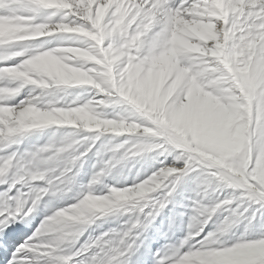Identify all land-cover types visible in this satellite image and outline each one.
I'll return each mask as SVG.
<instances>
[{
	"label": "clouds",
	"instance_id": "obj_1",
	"mask_svg": "<svg viewBox=\"0 0 264 264\" xmlns=\"http://www.w3.org/2000/svg\"><path fill=\"white\" fill-rule=\"evenodd\" d=\"M4 10L11 11V6L5 5ZM106 19L122 27L125 34L117 57L119 62L115 65L116 76L98 74L96 64H88L85 58L79 57L74 63L77 69L93 77L96 83L92 87L49 88L47 85L51 81L41 83L39 88L30 87L25 100L33 93L38 99L21 108L19 115L22 117L29 112L35 114L34 118L21 119L18 123L10 121L14 125L12 131L24 134L51 124L74 121L72 126H68L73 131L60 138H55L54 133L44 146L8 154L14 159L10 167L0 169V177H3L0 182L12 179L27 187L28 200L34 206L45 196L57 197L62 202L72 201L60 207H56L51 199L46 202L50 214L38 226L32 238L35 242L31 245L37 251L38 245H54L57 252L67 257L65 264H71V249L93 224L110 216H127L119 230L109 229L95 238L101 251L111 252L120 248L148 216L158 211L157 206L164 208L177 183L191 173L197 179L198 187L203 185V191L210 197L201 196L194 201L196 213L206 224L215 217L216 227L204 233L194 225L192 233L174 246V251L161 257L163 264H183L188 253L211 249L208 247L211 243H206L210 235L214 241H222L248 208L244 207L245 200H241L234 189L232 192L222 191L230 187L217 177L221 169L212 159L201 154L210 152L213 156L218 155L215 146L180 140L171 128V116L187 103L193 80L205 94L225 104L237 103L230 99L235 89L228 73L213 56L197 54L198 41H192L191 52L179 53L176 58L178 64L175 60L169 64L165 57L171 51L172 37L166 26L152 23L139 11H130L126 19H114V11L110 9ZM141 35L143 39H139ZM89 43L82 37L68 35L60 45H77L64 49L74 54L84 52ZM112 43L121 41L117 38ZM133 46L135 54L131 60L119 58ZM229 88L233 89L232 93L228 92ZM100 93L107 95L101 97V104L96 107V97ZM25 100H20L19 105H25ZM238 103L243 104V99ZM108 108H111L110 112ZM84 112L89 114L87 122L79 118V114ZM164 116L169 118L168 122ZM4 118L7 119L6 116ZM60 127L63 126H57V129ZM101 138L100 147L93 154L95 159L89 178L80 182L77 177L85 158ZM4 139L0 137L3 151L13 143L23 142L17 138L14 142L3 143ZM181 144L184 146H179ZM245 147L242 145L241 153L233 157L234 162L240 160ZM169 157L170 163L166 162ZM5 173H11V176H5ZM36 181H42L43 185L35 184ZM217 192L222 195H215ZM233 203L235 207H232ZM228 225L230 227L224 231ZM185 246L187 250L181 251ZM47 251L57 254L51 248Z\"/></svg>",
	"mask_w": 264,
	"mask_h": 264
},
{
	"label": "bare ground",
	"instance_id": "obj_2",
	"mask_svg": "<svg viewBox=\"0 0 264 264\" xmlns=\"http://www.w3.org/2000/svg\"><path fill=\"white\" fill-rule=\"evenodd\" d=\"M206 1L207 0H202L201 4L196 5L191 10L179 11L171 18V20L163 15L158 19L155 16H151L148 17V20L152 23L159 22L161 25L166 26L169 29V35L172 37V44H177L181 51H192V41L196 40L198 41V44L196 45L198 49L197 53L200 52L202 54L213 56L215 61L225 68L226 65L224 66L222 57L219 56L218 52L209 44L210 40H208L209 42L206 40L205 33L207 32L208 24L212 20L215 19L218 22H221L225 18L226 10L223 7V12L215 13L211 11V7ZM156 2L157 0H0V54H5L6 52L8 53V51L13 50L12 57L15 56L14 58L11 57L0 61V137L5 138L2 141L3 143H10L8 140L9 137H14L13 139L20 138L23 141L20 144H11V147L6 148L4 151L0 148V169L11 166L14 158L7 156L11 152L18 151L19 154L32 149L34 146H44L51 138H53L54 133L55 138H60L66 132L73 131L71 128H68V126H72L74 121H65L60 125L51 124L50 127L33 129L24 134H20L18 131H12L14 125L10 124V121H16L18 123L21 119L30 120L34 118V113L25 112L22 117L19 115L21 108L38 99L37 94L33 93L32 96H28L25 100L30 87L39 88L41 83L47 84L48 81H51V83L47 85L49 88L92 87L96 81L91 75L83 72V70L77 69L74 63L75 59L79 57L85 58V61L88 64H96L98 74L106 76L111 73V75L115 77V65L119 62L117 57L119 55V50L123 46L125 34L122 31V27H117L113 22L107 21L106 18L109 15L110 9L114 11V19L120 17L126 19L127 14L130 11H138L142 4L147 6ZM244 4L248 5V14L251 18H254V21L256 22L255 25L257 24L254 27L256 35L264 36V0H246ZM5 5L11 6V11L6 12L4 10ZM35 5H40V7L34 9ZM250 7L252 8L250 9ZM208 9H210V12H208ZM245 20L247 21V19ZM146 22L148 21L146 20ZM252 24L254 25L253 21ZM110 32L111 37L109 36ZM262 32L263 34H261ZM68 35L82 37L89 41L88 48L85 49L84 52H77L74 54L64 51L67 47H78L75 44L60 45L61 41ZM117 38L121 43H112V41ZM263 40L264 38L262 41ZM253 42L254 41H252V43ZM109 43H112L111 47H109ZM246 46L249 47V45ZM53 47L56 48L52 50L48 49ZM214 47L216 48L215 45ZM14 50L20 51L21 53L15 52ZM11 51L9 53H11ZM171 51H173L172 47ZM237 51L238 50H236V52ZM58 52L61 54L57 55ZM246 53L247 51L245 53L243 52L242 56ZM230 54L232 58L235 56V52H231ZM132 56H134V54H132L129 49L119 58L129 60ZM173 60L178 64V59H176V57H171L167 63L171 64ZM229 80L233 87L237 86L234 85L235 82L233 80L230 78ZM240 91H242V89H240ZM85 94L87 95L88 93L86 92ZM104 95H107V93H100L97 95L94 106H100L101 97ZM238 98L241 99L242 97ZM235 99L233 101H235ZM20 100H25V105H19ZM257 101H259V114L262 112L259 118H263L264 98L261 97V99ZM197 104L198 103H196V105H191L190 110L187 109V117H185L186 120L183 122H180L176 117L174 118V114L171 116V121L175 123V125L178 124L176 127L177 130H179L181 134L187 136L188 139L191 138L190 140L193 143L204 142L214 145L218 151V155H215L214 157L220 160H224L233 152H239V150L242 149V145H247L249 149L252 148V151H254L252 152L253 154L261 155L258 159V163H256L255 170L264 172V147H260V143L264 142V136H259L258 134L253 135L249 129L243 128L240 124L237 125L236 129L237 131H240L241 135H237L235 126L233 125L234 119L226 117L223 110L222 113L217 114L206 106ZM107 111L110 112L111 108H108ZM227 113L228 112H226V114ZM5 116L7 119L4 118ZM79 118L83 122H87L89 114L87 112L81 113L79 114ZM260 125H264V122L261 121ZM57 126L63 127L57 129ZM260 130L264 131V128L261 127ZM82 135L86 134L82 133ZM102 140L103 138L96 141V145L93 147L92 152H90L85 158V163L77 177L80 182H86L88 180L91 166L95 159L93 154L96 152L95 149L100 147ZM249 158L247 155H244V158L242 159L244 165H246ZM244 165L241 163L239 165L231 163V169L234 170L231 171L228 169L227 173L229 172L228 174L233 177L235 176L242 179L243 175L240 173V169L244 168ZM6 175L11 176V173H5V176ZM0 179H3V177H0ZM4 181H12L14 184L17 183L12 179H5ZM34 183L43 185L42 181H36ZM7 186V184L0 185V192H3ZM17 189L24 193L22 200L25 201L26 206H31L30 211H33L28 217H24L23 220L17 221L18 223L23 224L24 220L30 219L31 223L26 226L27 230L21 233V238L18 244L13 247L12 251H15V247H18L19 244L32 240L38 226L43 219L50 214L49 208L45 206L49 199H51L56 207L64 206L65 204L72 202L70 200L62 202L57 197L45 196L42 201L34 206L32 201L28 200L29 189L20 183L13 188L11 194L15 195ZM197 192L200 194V197H207L208 193L203 191V185L197 188ZM157 207L158 211H154L155 215L151 220L155 218L156 214L161 209L159 206ZM149 210L150 209H146V211ZM126 220L127 216H110L103 222L97 221L96 224H93L88 228L79 238L76 247H79L80 244H83L90 238L95 239L109 229L115 228L119 230ZM206 225V223L202 224L199 229L204 230ZM169 227L164 230L165 233H167L169 229L172 230L168 236H166L164 232L158 231L161 234L158 235L160 237L158 243L160 246H158V248H154V246L149 247V241L146 239L145 227H140L138 230H135L130 239L138 240L137 244L140 246L142 243H145L146 248H140L135 244L134 248L127 253L125 257L118 258L119 263L157 264V253L166 250L168 252L174 251V246L178 245L179 242L189 233L183 235L177 230H174V228L171 229V227ZM190 232L192 233V231ZM32 242L35 241L32 240ZM37 247L45 250L51 248L52 252H57L54 245H38ZM185 250H187V246H185L184 249H181V251ZM196 252L198 251H193L185 255L183 264L192 259ZM28 255L31 256L32 253L29 252ZM56 255L62 257L56 261V264H65L67 257L61 252H57ZM8 259H11V253H9Z\"/></svg>",
	"mask_w": 264,
	"mask_h": 264
},
{
	"label": "rangeland",
	"instance_id": "obj_3",
	"mask_svg": "<svg viewBox=\"0 0 264 264\" xmlns=\"http://www.w3.org/2000/svg\"><path fill=\"white\" fill-rule=\"evenodd\" d=\"M245 1L246 0L206 1V3H208V5L211 7V11L215 13L223 12L224 10L222 9L224 8L226 10V16L221 21L223 23L218 22L215 19L212 20L208 24L205 36L207 41L210 40V42H208L211 46H213V49H215L218 52V55L222 57V62L224 66L226 65V69H224L228 73L229 78L235 82L234 85H237L234 87L235 92L233 96L231 95L230 97L232 101L237 98L235 99V102L237 103L227 105L225 103L219 102L218 100H214L212 97L205 94L201 86L195 80H193L192 88L188 93L187 103H185L178 112L174 113V118L176 117L180 122L186 120L185 117H187V109L190 110L191 105H196V103H198L197 105H204L208 109L215 111L217 114L224 111L226 117L233 118V125L235 126L237 135H241L240 131H237L236 129L237 125L240 124L243 128L249 129L253 135L258 134L259 136H264V131L260 130L262 127L260 122H264V113L263 118H259L262 112L259 114V101H257L260 100L261 97L264 98V95H262L264 94V40L262 41L264 36L256 35L254 27L257 24L255 25L256 22L254 21V18H251V16L248 14V5L244 4ZM251 8L252 7H250V9ZM208 12H210V9H208ZM245 19H247V21ZM252 21L254 25L252 24ZM261 34H263V32ZM130 35L131 34L129 33V37ZM251 36H255L256 38L254 37L253 39ZM141 38L143 39L142 35L139 37V39ZM252 41L254 42L252 43ZM246 42L250 43L247 44ZM246 45H249V47ZM171 47L173 51H170L165 57L166 62L171 57L177 58L181 51L177 44L174 45L173 43L171 44ZM236 50L238 51L236 52ZM10 51H8V53ZM14 51L21 53L17 50ZM130 51L132 54H135V47L133 46ZM246 51L247 55L245 54L242 56V53H245ZM12 52L13 50L11 53ZM184 52H191V50H184ZM231 52H235V56L233 58L231 57ZM197 54L201 55L202 53L199 52ZM132 58L133 56L130 57L129 60ZM240 89H242V91H240ZM232 91V88L228 89V92L232 93ZM238 97H242L241 99L244 97L243 104L238 103V101L241 100ZM226 112H228L227 114L231 117H229ZM163 119L165 122H168L169 120L167 116H164ZM172 123L173 122L171 121V128L174 131L176 137L182 141L193 143L187 138V136L181 134L179 130H177L176 127L178 124L175 125V123ZM179 146L184 145L181 144ZM260 147H264V142L260 143ZM252 152H254L252 151V148L249 149V147L246 145L238 162H234L233 157L236 154L241 153V150H239V152H233L224 160L215 158L210 152L201 153L205 158L212 159L215 163V166L221 169V172L217 173V177L230 187L222 191L232 192L235 190L237 194H240V199L245 200L244 207H247L248 211L244 213L243 217H241L240 222L232 226L230 230L222 237V241H214L210 235L206 243H211L208 246L211 249L199 250L195 253L194 257L188 260L185 264H264V240L253 241L256 239H264V206H262V204H264V172L255 170L257 165L256 163H258V159L261 157V155H255ZM244 155H247L248 158L250 157L247 160L248 162H246V165H244L242 160ZM166 162L170 163L171 157H169ZM231 163L234 165H239L240 163L244 165V168L240 169V173L243 175L242 179H239L235 176L233 177L232 175L228 174L229 172L227 173L228 169L231 171L234 170L231 169ZM137 167H139V165H137ZM133 172H135V169H133ZM190 174L184 176L177 183L175 191L169 197V202L164 206V208H161L156 214L155 218L151 220V223L148 225V229L146 227L145 233L146 239L149 241V247L154 246V248H158V246H160L158 245L160 238L158 235L161 234L158 231L164 232V230L169 226L171 229L174 228V230H177L180 234L186 235L188 232L191 233L190 231L193 230L194 225L200 227L205 223L201 222L200 214L196 213L194 201L200 199V194L197 195L198 181L193 174ZM129 183H131V180H129ZM215 195H222V193L217 192ZM206 198H210L209 193L207 194ZM232 207H235V203H233ZM191 216L192 218L190 219ZM214 221L215 218H213V221H209V223L204 227V233H207L216 227ZM227 227H230V225L226 226L223 230L226 231ZM169 230L167 233L164 232L166 236L172 232V230ZM135 241V244L138 247L146 248L145 243H142L140 246L137 244L138 240ZM119 264H123V262Z\"/></svg>",
	"mask_w": 264,
	"mask_h": 264
},
{
	"label": "snow or ice",
	"instance_id": "obj_4",
	"mask_svg": "<svg viewBox=\"0 0 264 264\" xmlns=\"http://www.w3.org/2000/svg\"><path fill=\"white\" fill-rule=\"evenodd\" d=\"M201 3L202 0H178V2L177 0H157L156 3L147 6L142 4L138 11L146 17L155 16L158 19L163 15L171 20L179 11L191 10ZM39 7L40 5H35L34 9ZM11 57L12 53L0 54V61ZM13 138L9 137L8 140L14 142L15 139ZM3 184L8 186L3 192H0V264H56V261L62 257L45 249L33 250L31 247L32 240L19 244L18 247H15V251H12L13 247L18 244L21 233L25 232L27 230L26 226L31 223L30 219L24 220L23 224L17 221L28 217L33 210L30 211L31 206H26L25 201L22 200L24 193L19 189H17L15 195L11 194L13 188L20 183L14 184L12 181L0 182V185ZM154 215L155 213L153 212L151 216H148L141 227L146 228L151 223V218ZM135 243V239H128L125 245L114 251L107 252V250L101 251V247L97 245L95 239H89L80 244L79 247H76L75 244V247L71 249V264H119L118 258L125 257L134 248ZM29 252L32 253L31 256L28 255ZM9 253H11V259H8ZM167 255V250L157 253V264H163L161 257H166Z\"/></svg>",
	"mask_w": 264,
	"mask_h": 264
}]
</instances>
